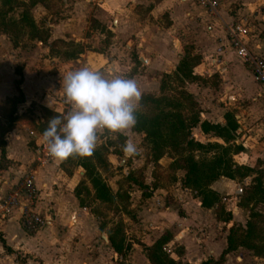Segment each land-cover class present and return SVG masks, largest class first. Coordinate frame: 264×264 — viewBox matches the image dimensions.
<instances>
[{
	"label": "crops",
	"instance_id": "obj_1",
	"mask_svg": "<svg viewBox=\"0 0 264 264\" xmlns=\"http://www.w3.org/2000/svg\"><path fill=\"white\" fill-rule=\"evenodd\" d=\"M218 2L216 14H209L195 0H39L30 10L36 29L47 31L44 41L34 39L29 46L13 48L0 32V111L1 103L17 94L13 84L16 79H20L18 87L23 96L15 106L14 115L19 118L3 136L8 163L0 170V196L29 174L36 194L27 207L43 219L41 225L27 230L14 207L0 217V264H19L15 255L23 259L22 264H96L87 247H92L98 230L89 209L79 207L73 195L82 168H69L64 162L57 165L52 158L42 161L37 151L44 143L42 134L33 126L41 120L39 107L59 115L69 109L62 88L63 74L68 70L89 67L107 76L135 78L142 94L157 96L162 76L174 70L185 50L191 51L198 56L193 71L203 81H186L184 84L190 87L184 90L197 102L200 121L223 124L224 112L232 111L237 123L234 143L242 146L232 155L233 161L264 168V88L253 81L226 36V25L240 15L250 13L263 19L260 9H264V0ZM247 42L250 48L255 43V48L258 45L264 51V40L252 30ZM57 43L64 47L59 48ZM66 46L76 51L72 53ZM15 66L21 68V76L14 73ZM212 75L217 79L211 84L208 78ZM0 121H5L1 113ZM191 130L196 141L224 145L211 133L203 134L198 124ZM118 135L123 137L122 144L133 141L142 156L143 133L131 130ZM113 149L110 145L106 154L109 163L120 154L125 156L122 146L117 149L119 155ZM165 158L167 162L160 165L164 168L171 161ZM138 161L133 160L129 168H137ZM145 164L152 166L150 161ZM183 174V170H177L174 182L152 190L146 198H141V190L130 184L143 199L135 215L134 226L141 230L136 238L148 246L168 231L171 238L167 246L183 248L181 261L199 264L208 256L215 258L226 247L227 229L233 222L243 226L242 208L235 203L231 220L217 221L214 209L201 207L199 198L182 186ZM149 181H153L151 171ZM149 181L143 183L150 188ZM225 182L234 180L220 177L209 187L221 194L218 187ZM138 247L132 243L131 252L141 251ZM139 256L148 264L142 253ZM86 257L89 260L84 262ZM222 264H264V257L238 247L225 255Z\"/></svg>",
	"mask_w": 264,
	"mask_h": 264
},
{
	"label": "trees",
	"instance_id": "obj_2",
	"mask_svg": "<svg viewBox=\"0 0 264 264\" xmlns=\"http://www.w3.org/2000/svg\"><path fill=\"white\" fill-rule=\"evenodd\" d=\"M37 1L39 0H27L25 3L21 0H0V26L3 28V32L8 33L12 46H16V37L23 27L30 29L28 34L30 39L44 41L47 38V31L37 30L30 16V9ZM17 7L22 8L20 18L6 21V15ZM10 30H13L14 34ZM197 63L198 56L190 55L188 50H185L174 70L162 76L159 95L143 94L138 123L132 130L143 133V141L149 146L147 161L152 162L151 177L153 181L150 188L145 185L141 178V169H137L140 171H138V175L129 171L123 180L128 184L127 188L130 184H134L141 190V198H146L152 190L166 188L174 182L176 170H183L182 186L193 192V196L199 198L201 207L213 208L217 221L228 223L231 220V212L224 209L220 202V196L209 186L219 177L238 182L250 177L248 184L241 188V194L237 201L238 207L248 211L244 226L231 224L227 229L226 247L215 258L208 256L199 264H222L225 255L238 247L250 250L257 257H264V244L258 246L254 243L264 241V227L258 225V221L264 220V214L253 211V207L256 205L264 206V168L249 167L233 161L232 155L241 151L242 146L234 143L237 123L232 111L224 112L223 124L210 123L206 120L200 121L201 110L197 102L182 89L186 81L202 80L193 71ZM14 73L21 76V68L15 67ZM172 80L178 83V91L176 96L170 97L165 95L164 91L169 89V83ZM19 83L20 79L13 81L17 94L5 100L6 107L8 106L7 115L3 123L0 121V170L4 169L8 163L5 158L3 136L13 128L15 121L19 118L14 115L15 106L23 101L22 93L18 87ZM39 110L41 120L36 124L33 123V126L37 132L42 134L48 126V120L59 114L44 107H39ZM197 124L203 134L211 133L221 139L224 145L216 142L201 143L196 141L191 136V129ZM117 138L123 141L122 136L118 135ZM109 146V141H105L96 149L94 155L86 157V160L70 163L72 158H69L64 161L65 164L80 166L83 169L82 178L75 185L73 195L79 207L88 208L95 216L99 214L90 207L92 202L118 206L124 214L129 212V190L126 188L123 190L118 186L114 192L111 191L98 173V166L111 167L106 159ZM113 152L119 155L117 149H113ZM163 156L171 159L165 170V173H170V175L163 177L165 183H157L156 180L159 177L154 170L156 167H160L158 160ZM97 227L99 231H103L104 224H99ZM105 235L107 243L114 253L123 256L130 249L131 244L124 241L119 225L115 224L107 229ZM170 238V233L164 231L151 245L140 244L148 264H183L180 260V256L183 255L181 246L166 251L165 248ZM0 241L2 242L1 239Z\"/></svg>",
	"mask_w": 264,
	"mask_h": 264
},
{
	"label": "clouds",
	"instance_id": "obj_3",
	"mask_svg": "<svg viewBox=\"0 0 264 264\" xmlns=\"http://www.w3.org/2000/svg\"><path fill=\"white\" fill-rule=\"evenodd\" d=\"M62 88L69 109L50 118L42 133L48 156L57 165L93 156L101 143L138 123L143 94L135 78L82 67L63 74ZM122 151L129 158L140 154L131 140Z\"/></svg>",
	"mask_w": 264,
	"mask_h": 264
},
{
	"label": "rangeland",
	"instance_id": "obj_4",
	"mask_svg": "<svg viewBox=\"0 0 264 264\" xmlns=\"http://www.w3.org/2000/svg\"><path fill=\"white\" fill-rule=\"evenodd\" d=\"M22 2L24 1L25 3H27V0H21ZM58 1L54 2V4H57ZM258 7V6H257ZM260 7V6H259ZM22 8L21 7H17L14 8L12 11H10L5 19L6 21L9 20H17L18 18H20ZM260 13L261 15H264V9L261 7L260 9ZM32 15L31 10H30V16ZM38 15V14H37ZM36 16V14H35ZM239 17H244L246 18L247 22L251 25L252 28V34H255L259 39L264 40V18L262 19L261 17L259 18H254L252 14L248 13V14H243L238 16ZM237 18L233 19L236 20ZM33 20V18H32ZM43 29V28H42ZM12 31V33L14 34L13 30H10V32ZM0 32L4 33L7 38L9 39L8 33L3 32V28L0 26ZM20 33H18L17 37H16V46H12L11 42V46L14 47H25V46H29L31 45V41L34 39H30L28 38V34L30 32V29L28 27H23L21 30H19ZM33 45V44H32ZM57 45H59L57 43ZM62 49V47H64L63 45H59ZM70 48V47H69ZM66 46V49H69ZM71 49V48H70ZM72 53L73 51H76V48H72ZM188 53L190 55L191 51H188ZM193 53V52H192ZM195 55V54H194ZM18 67V66H15ZM5 70H7V66L4 67ZM248 78V77H247ZM215 79H217V76L212 75L210 78H208V82L209 83H214ZM190 87L186 84H184L182 86V89ZM172 89V90H170ZM177 91H178V83L175 80L170 81L169 83V89H167L166 91H164L165 95H169L170 97L176 96L177 95ZM229 93V92H228ZM201 96L205 97V99L207 98V96L204 93H201ZM232 100H229V103H231ZM2 111H0L1 115L3 118L6 117L7 115V109L8 106L6 107L5 102L1 103ZM4 106L6 108H4ZM40 111V110H39ZM150 111V109H149ZM192 131V130H191ZM109 143L112 147H114V149H118L119 147H121L122 141L120 139H118L117 137L113 136L112 138H109ZM141 146V154L142 156L139 157H125L123 155H119L118 158H116V160H114L112 163L110 162L111 167H100L98 166V173L101 175V177L104 179V181L106 182V184L109 186V188L111 189V191H115L117 189V187H121V189H128L130 192L129 195V212L127 214H124L122 210H120V208L118 206H107L104 204H101L99 202H92L90 203V207L94 210H96L97 214H99L98 216H95L93 213L92 216L94 218L95 224H96V228L98 230V234L95 237V241H93L92 243V247H87V254L90 256L91 254H93V261L96 264H147L146 261L142 260V258L139 256L140 253L143 254L142 251V247H141V243L138 241L137 237V233L139 231H141L139 228H137V226H134L135 222H137V219L135 218L136 215V210L139 209L138 205H141L143 203V199H141L139 197L138 194V189L135 188L134 186H129V188H127V183L123 180L124 176L129 172V171H133V174H137L138 175V171H136V169H141V178L143 179V181L147 180L149 181V177H150V171L152 170V166L150 168L147 167V164H145L146 162H148L147 160L149 159V151H148V144L145 141H142L140 143ZM105 157V155H104ZM167 157V156H166ZM133 158V159H132ZM121 159H124L123 161ZM139 159L138 163L139 166H137V168H134L133 170H131L129 168V166H131V164L133 163V160H137ZM86 160L85 158H72L70 163H74L76 161H83ZM167 162L165 156L161 157L159 159V165H164ZM67 167L69 168H75L76 166H71V164H66ZM166 168H164L163 166L160 167H156L155 168V173L157 175L158 180L157 183L161 182V183H165V181L163 180V177L170 175L165 173ZM83 171V169H82ZM140 172V171H139ZM177 170L175 171L176 174ZM139 177V176H138ZM82 178V177H81ZM220 178V177H219ZM165 179V178H164ZM250 180H247L246 183L242 182L239 183L237 181H234L233 183H228L225 182L226 184H220V187H218L222 192L221 194L218 193V195L220 196V202L222 204V206L224 207V209L227 210H234V204L237 203L238 201V196L241 193H238V189L241 190V188L248 184ZM150 182V181H149ZM152 183V182H150ZM228 183V184H227ZM193 194V192H191ZM169 197V196H168ZM226 210V211H227ZM242 210V218H241V222H243V226L245 224L244 221H246V217L248 215V211L246 209H241ZM253 211H258L262 214H264V207L262 205H256L253 207ZM140 223V222H138ZM99 224H104V229L103 231H99L98 229V225ZM119 225V229L121 230V233H123L124 236V241L126 243L132 244H138L139 247L141 249V251L138 249L137 252L132 253L131 250H127L125 252V254L123 256H120L116 253H114L108 243H107V239L106 241L102 238V234L105 235V231L109 228H111L113 225ZM233 224L239 225L241 226L240 222H233ZM258 225L260 227H264V220L262 221H258ZM242 227V226H241ZM106 236V235H105ZM256 245H262L264 244V241H256L254 242ZM88 244V243H87ZM86 244V245H87ZM91 244V243H89ZM88 244V245H89ZM131 247V246H130ZM178 246H166V251L168 250H173L174 248H176ZM15 260L19 263L22 264L23 263V259L19 256V255H15ZM89 260V258H88ZM87 257L83 259L84 262L88 261ZM180 260H181V256H180ZM183 264L185 262L181 261Z\"/></svg>",
	"mask_w": 264,
	"mask_h": 264
},
{
	"label": "built area",
	"instance_id": "obj_5",
	"mask_svg": "<svg viewBox=\"0 0 264 264\" xmlns=\"http://www.w3.org/2000/svg\"><path fill=\"white\" fill-rule=\"evenodd\" d=\"M198 7L209 14H216L218 0H195ZM251 25L246 18L239 17L226 25V36L230 47L237 57L247 67L254 82L264 88V51L255 43L250 48L247 37L251 34ZM42 161L49 159L46 145L41 143L37 147ZM36 188L29 174L23 175L12 190L0 196V217L6 215L11 207L19 210V220L27 230H33L43 223L41 216L27 207L35 198Z\"/></svg>",
	"mask_w": 264,
	"mask_h": 264
},
{
	"label": "water",
	"instance_id": "obj_6",
	"mask_svg": "<svg viewBox=\"0 0 264 264\" xmlns=\"http://www.w3.org/2000/svg\"><path fill=\"white\" fill-rule=\"evenodd\" d=\"M238 193H241V190L240 189H238V191H237ZM102 236V238L106 241V236L105 235H101Z\"/></svg>",
	"mask_w": 264,
	"mask_h": 264
}]
</instances>
